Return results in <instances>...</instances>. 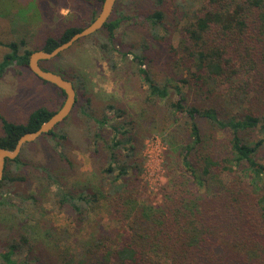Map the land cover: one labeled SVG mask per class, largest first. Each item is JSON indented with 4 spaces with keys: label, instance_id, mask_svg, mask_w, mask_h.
<instances>
[{
    "label": "trees",
    "instance_id": "1",
    "mask_svg": "<svg viewBox=\"0 0 264 264\" xmlns=\"http://www.w3.org/2000/svg\"><path fill=\"white\" fill-rule=\"evenodd\" d=\"M82 1L100 7L103 0ZM119 1L100 29L105 33L98 44L105 57L110 56L113 69L117 65L111 57L120 52L114 45L116 31L130 17L119 9ZM146 3L151 10L144 15L143 22L148 24L152 37L161 41L169 36L166 22H171L169 15H174L172 3ZM204 3L188 14L178 1L180 16L188 14L189 20L182 30L181 45L167 46L172 58L188 71L189 78L179 81H191L204 94L203 104L189 103L181 86L159 82L145 66L146 57L131 54L146 85L144 100L161 107L158 133L176 165L173 191L160 204L138 201L129 190L128 169L135 162H128L134 156L128 132L114 124L112 129L117 135L106 140L101 131L106 115L97 118L91 113V101L84 91L76 96L74 106L78 105L84 116L88 147L95 144L94 150L98 151L99 141L104 139L110 155L103 168L110 178L105 196L129 218L128 238L112 249V264H264V163L257 156L264 146V0ZM83 27L68 26L57 37H47L42 49L52 50ZM159 30L163 31L161 35ZM0 44L9 49L0 60V77L13 62L28 67L29 55L34 50L26 48L20 53L24 39L5 43L0 40ZM126 53L121 54L126 57ZM39 64L47 69L40 61ZM232 83L236 85L232 87L235 93L227 99L223 87ZM54 112L39 107L24 122L10 121L0 114V147L14 148L22 134L36 130ZM54 128L42 134L53 136V148L67 139L65 130L56 132ZM9 163H21L19 155L6 160L0 180V206L8 195L7 184L24 179L7 169ZM42 171L47 186L50 181H57L47 167L42 166ZM58 192L60 205L70 208L76 223L83 222L89 195L62 189L59 184ZM23 242V238L18 242L10 240L6 249L0 251L5 264H18L12 256L22 251ZM90 243L81 247L83 264L95 263L96 256H103L98 246Z\"/></svg>",
    "mask_w": 264,
    "mask_h": 264
},
{
    "label": "rangeland",
    "instance_id": "2",
    "mask_svg": "<svg viewBox=\"0 0 264 264\" xmlns=\"http://www.w3.org/2000/svg\"><path fill=\"white\" fill-rule=\"evenodd\" d=\"M178 1L189 14L206 0H169L174 15H169L171 22H166L169 36L161 41L152 37L148 24L143 22L144 15L151 10L146 0L119 1V9L130 17L116 31L114 45L120 52L111 57L117 65L114 69L109 64L110 56L105 57L99 48L105 33L100 29L75 41L59 55L40 61L43 67L71 80L77 97L82 91L89 96L95 117L106 115V124L101 129L106 140L117 135L112 129L114 124L128 132L134 147V156L128 162H135L128 169L129 190L138 201L150 204H160L173 191L176 165L158 133L161 107L144 100L146 85L131 54L145 56V66L159 82L181 86L189 103L205 102L204 94L191 81H179L189 78L188 71L167 50L168 44L175 48L181 45L182 30L189 20L188 14L180 16ZM99 8L82 0H0V40L5 43L24 39L20 53L26 48L42 49L47 37H57L64 28L86 26ZM162 32L159 30L158 34ZM8 51V47L0 44V60ZM122 52H127L126 57ZM244 76L245 73L236 81ZM235 86L232 83L223 87L227 99L235 93L232 89ZM63 99L58 88L17 62L7 65L0 77V114L10 121L24 122L39 107L56 111ZM85 126L84 116L76 105L54 128L56 132L63 129L67 133L61 146L53 148L50 143L53 136L41 135L23 144L19 152L21 163L6 166L12 174L24 178L7 184L8 195L6 200L1 198L5 203L0 206V251L6 249L10 240L18 242L23 238L22 251L12 256L18 264H83L81 247L90 242L103 254L96 256L92 264H112V249L128 238V216L113 207L105 196L110 179L103 172L110 161L105 140L99 141L98 151L94 150L95 144L88 147ZM257 156L264 163V146ZM42 166L54 172L58 182L50 181L47 186ZM58 184L62 189L89 195L84 211L86 219L80 224L73 220L68 206L60 205ZM0 264H5L1 256Z\"/></svg>",
    "mask_w": 264,
    "mask_h": 264
},
{
    "label": "water",
    "instance_id": "3",
    "mask_svg": "<svg viewBox=\"0 0 264 264\" xmlns=\"http://www.w3.org/2000/svg\"><path fill=\"white\" fill-rule=\"evenodd\" d=\"M116 2L117 0H103L97 14L86 26L75 32L66 41L59 43L52 50L46 51L44 49H38L30 53L28 58L29 69L41 80L49 82L61 89L64 92V99L60 107L47 120L42 122L36 130L22 134L18 138L14 148L7 149L0 147V180L4 174L6 160L16 158L24 143L33 141L42 134L48 133L58 123L63 121L72 111L76 100V90L72 81L59 73L42 68L39 61L57 56L60 52L69 48L78 39L101 29L109 19Z\"/></svg>",
    "mask_w": 264,
    "mask_h": 264
},
{
    "label": "flooded vegetation",
    "instance_id": "4",
    "mask_svg": "<svg viewBox=\"0 0 264 264\" xmlns=\"http://www.w3.org/2000/svg\"><path fill=\"white\" fill-rule=\"evenodd\" d=\"M41 61V60H40ZM49 83V82H48ZM51 84V83H50ZM53 85V84H52ZM55 86V85H54Z\"/></svg>",
    "mask_w": 264,
    "mask_h": 264
}]
</instances>
